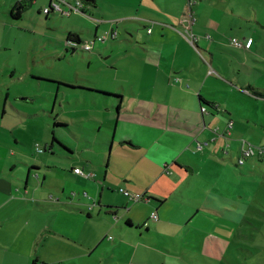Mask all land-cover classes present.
Here are the masks:
<instances>
[{"label": "rangeland", "instance_id": "rangeland-1", "mask_svg": "<svg viewBox=\"0 0 264 264\" xmlns=\"http://www.w3.org/2000/svg\"><path fill=\"white\" fill-rule=\"evenodd\" d=\"M21 1L24 10L16 18L12 9ZM81 1L79 11H70L77 0H68L64 13L51 9V0H0V264H42L38 253L47 248L44 261L62 255L54 249L61 235L52 246L47 235L39 242L34 235L43 219L51 223L50 217L38 212L25 226L6 213L15 209L23 216L30 205L18 208L17 198L36 200L41 194L52 204L62 197L69 205L85 200L87 208L95 207L94 218L86 212L71 219L52 214L56 228L76 226L75 238L105 239L95 255L67 264H122L123 258L138 264L139 257L144 264H168L164 258L172 254L171 264H264V100L259 103L239 88L245 79L264 86L258 71L264 69V0H195L198 5L191 0H92V8L89 0ZM72 30L92 42L91 52L66 51ZM234 35L255 38L260 51L255 59L232 43ZM232 79L234 86L228 83ZM59 81L108 92L91 93ZM77 97L86 102L78 104ZM54 117H73L72 131L87 138L64 134L76 150L73 158L60 146L50 150ZM189 136L194 145L182 151L189 172L184 169L182 179L166 172L160 182L151 180L149 193L157 196L147 197L157 201L139 202L118 191L119 184L132 183L129 176L140 174L123 150L129 138L172 167ZM248 150L254 154L244 157ZM35 164L38 168L31 167ZM74 167L98 176L87 179L81 170L78 177ZM4 178L20 179L22 189L4 186ZM64 184L65 190H58ZM163 185L170 191H162ZM127 198L133 202L125 205ZM106 201L120 207L118 214L106 218ZM156 206L159 218L151 225L160 227V234L146 232L142 240L135 237L139 232L119 227L127 213L134 221L136 216L147 221ZM111 226L114 230L106 231ZM120 241L123 252L113 250Z\"/></svg>", "mask_w": 264, "mask_h": 264}, {"label": "crops", "instance_id": "crops-1", "mask_svg": "<svg viewBox=\"0 0 264 264\" xmlns=\"http://www.w3.org/2000/svg\"><path fill=\"white\" fill-rule=\"evenodd\" d=\"M191 1H192V3L198 5V3L195 0H191ZM89 2H90V7L92 8V6H93L92 0H89ZM72 32H77V31L72 30ZM236 36H238V35H234L233 38H236ZM238 38H242V39H245V40L248 39V38H252L253 39V45L250 48H245V50L247 51V53L250 54V57L252 59L254 58L255 53L260 52V51H256V49L258 47L255 45V38L253 36L244 35L242 37L238 36ZM159 53H160L159 51H155L154 52V54H157V56H158ZM261 62L264 64V60H262ZM255 67H257V66H255ZM258 71L260 72L261 76H262V74L264 76V69H260ZM190 73H191V71H190ZM192 82L194 84H196V81H192ZM67 83L73 84V85H77V84L70 83V82H67ZM228 83L230 85L234 86V84H235L234 83V79L228 81ZM85 85H87V84H85ZM239 85H240L239 88L241 90H243L244 93H246V95L248 97H251L254 100H257L259 103H260V101L264 100V86H259L258 83L255 80L252 81V80L245 79L243 84H239ZM87 86H90V87H93V88H96V89H99V90H106V89H102V88H99V87H94L92 85H87ZM83 91H87V90H83ZM87 92L95 93L96 91H90L89 90ZM199 95H201V94H199ZM56 98H57V96H56ZM202 98H203V96H202ZM76 101H78V104L84 103L83 101L86 102L85 98L79 100L78 97H77ZM123 101H124V95L122 94L121 97H120V101L119 102L121 103ZM88 104L98 105V103H94L91 100L88 102ZM119 105H120L119 109L122 108L121 104H119ZM213 105H214V107H216L215 104H213ZM202 106H205V105H202ZM217 107H218V105H217ZM46 112H48V111H46ZM52 112H54V110ZM50 113H51V111H50ZM120 113H121V109H120ZM50 117H51V115H50ZM71 118L73 119V117H70L69 119L60 118V117L59 118L54 117V127H52V126L51 127L55 131H59L60 134H58L57 132L54 131V133L52 135L53 139H52V142H51V145H50L51 146V148H50L51 151L56 146H60L61 148H63L65 151H67L70 154L69 158H73L72 154H74L76 152V150L73 147H71L65 141L64 134L66 132H70V134H72L74 137H76L79 140H81V139L87 140V138L84 137L85 136L84 134L80 135V134H76V133H74L72 131L71 124H73L74 121H72V120L70 121ZM118 121H119V119L115 120V125L117 124ZM84 124H85V122H84ZM96 124H97V126L101 125L100 123H96ZM46 128L47 127L43 128L45 134H46ZM185 140H186V143H185L184 148L182 147L181 152L184 151L185 149H187V147L190 148L191 146L194 145V141H193L191 136L185 138ZM129 141L134 142L132 138H129ZM106 142L107 141L102 140L101 143L106 144ZM114 142L115 141L112 138V144H111L112 146L110 148V154H109L110 157L113 154V149H114V146H115ZM131 142L124 143L123 150H126L127 153L129 154L130 158H128V159H130L129 161H132V165H133V163H136L137 164L136 166H139L138 170L140 172L139 171L138 172L140 174L139 175H131V176H129V178H127V182H132V183H128L126 186L122 185V184H119L118 185V191L119 192L123 193V190H127L129 192L132 191L133 193L138 192V193L144 194L146 196L147 200H150V201L156 200L157 201V198H155L157 195L154 194V193H149L150 187L152 188L154 186V183L151 180H157L158 177H160L161 175H165L166 172L169 173V177L171 179L173 177H177V178L182 179V175H184L183 174L184 169H185L186 172H189L190 163L187 161L188 158L187 159L183 158L184 157L183 155H185V152L184 153L182 152L183 154L180 152L179 153L180 155H177L178 157H176L174 159V161H172L173 162L172 165H171L172 167H169V163L167 161L160 160L156 155L151 154L149 147H146L144 144H140V143H136V142L131 144ZM159 151H160V149H159ZM37 166L35 164V165H32L31 167L32 168H38ZM11 167H13V166H11ZM1 168H4V166H2ZM76 168H79V167H74L73 169L75 170ZM172 168L174 170H172ZM169 169H170V171H169ZM81 170H83V172L86 175L87 179H93L94 177L98 176V173L93 172L92 170H88L87 171L85 167L83 169H81ZM194 170L192 169L191 171L194 172ZM0 172H3V171H0ZM74 173H75V171H74ZM124 174H127V173H124ZM75 175H77L79 177V175H81V174L75 173ZM176 175H178V176H176ZM9 176L10 177H14L13 173H11ZM91 177H93V178H91ZM8 179L9 178L2 179V181H3L2 183H3L4 186L16 187L19 190L22 189L21 188V180L20 179L19 180L16 179V180H14V182L9 181ZM157 182H160V179H158ZM65 186H66V184L62 185V187L60 189H58V190H61L63 192L65 190ZM142 187H145V189L141 190L140 188H142ZM109 188H111V187L109 186ZM162 188H163L162 191H170V190H168V187L166 185H163ZM131 189H134V190H131ZM136 190H141V191H136ZM35 193H37V192H35ZM148 193L152 194V196H155V197H152V196L151 197H147ZM41 197L36 199V200H32L30 197L25 198L24 196H20V197L17 198L18 201H19L18 208H24V207L30 205L29 208H28V211L27 212H25V211L23 212V216H22V212L17 213V210H15V209L8 210L6 213H8V216L11 219L21 218L22 221H23V224L25 226H31V220L33 219V215L38 214V212H41L43 216L50 217L51 223H49V219L48 218L43 219L44 222H41L40 225L36 229H34V235H35V238L38 240V242L40 241V238L43 236V234L47 235L48 239H50V238L53 239V241H52L50 246L54 245L55 243H58V242H55V241H58V238H59L60 242H59V244H57L58 248H54V249H57L58 251H60L62 253V255L59 258H57V259H51V261H44V260H47V259H44V256L48 255V254H46V252L50 251V248H47V249H45L43 251V255L38 253V257L43 259L42 264H67V262H69L72 259L76 260L77 257H85L87 254H88V256L95 255L94 252L99 248V245L101 244L99 242L105 240L103 237H100V238H103V239L95 241V242H94V240H91V239L87 240L86 242H84V241H82V239H78L79 235H77V237L75 238V236H74V234H75L74 227H76V226H74V225H62L61 226L60 225L59 227L56 228L54 226V223L52 224V214H54V213L67 214L69 219H71V218H84L83 213L86 212L87 213V218H94V216H95V214H94L95 207L90 206L89 208H87L86 203L83 202L85 200H83L82 202H74V203H72V205H69L65 201H62V197H60L59 202H57L56 204H54V203L52 204V203H48V201L49 202H51V201L53 202V200H48L47 201L44 198L45 196L43 194H41ZM128 201L133 202L132 200H129L127 198V201L124 202L125 205H128V203H129ZM158 201L161 204L164 202L162 200H158ZM27 202H30V203H27ZM106 202L107 203H103V205H102V206L105 207V214L107 215L106 218H109V214H113V215H114V213H115V215L118 214V209L120 207L117 206V205H113V203H109V201H106ZM60 204L67 205L68 208H66V209H64L63 207L60 208L59 207ZM99 204L100 205L102 204V200L101 199L99 201ZM114 204H116V203H114ZM33 205H35V207H31ZM46 205H47V209L44 210V206H46ZM123 208H126V207H123ZM32 209H33L34 212H32ZM37 209H39V210H37ZM99 211H100V209L98 210L97 214L100 213ZM127 211L130 212L131 209H127ZM153 213H155L157 215V217L159 218V206H156L155 210H154V207L151 209L150 215L153 214ZM150 215L147 217V221H146V219H144V217L143 218H138L137 216H136V219L138 221H134L127 213V215L125 217L126 218L125 223L119 225V227L122 230H124V232H126V233L130 232L132 234L133 231L134 232L136 231V233L139 232V234L135 235V237L137 239H142V240L145 239L146 240V238L144 237L146 232L149 233V232H151L153 230H155L157 232V234H160L159 232H161L160 227H157L156 225H151V222L153 220H151L152 218H151ZM118 222H121L120 219H119ZM107 230L108 231L110 230L112 232L114 230V227H112V226L111 227H106V231ZM62 231H65L66 235H63L62 233H60ZM58 235H61V238L58 237ZM121 236L124 237L125 234L122 233ZM81 238H82V235H81ZM43 239H44V237H43ZM54 239H55V241H54ZM113 239L114 238L111 237V240H113ZM46 240L47 239H45V241ZM144 242H146V241H144ZM85 244H86V247H84ZM139 247H140V244L137 245V249ZM157 249H159V251H160V247H157ZM113 250L119 251V252L125 251L126 248L124 247V242L120 241L119 245L118 244L113 245ZM166 250H167V252H174L171 249H166ZM68 251L72 252L71 254H73V255L68 254ZM159 251L156 253L157 256H158ZM5 257L4 258L2 257V259L4 260ZM174 257H175L174 254H172L171 257L169 255H167L164 258V262L166 263V262H168L167 260H170V262H168V264H171L173 262L172 260L174 259ZM169 258H171V259H169ZM176 258L180 259L179 256H176ZM138 260H139L138 264H142V263L144 264V262H145L142 259V257H139ZM38 262H39V260H38ZM98 263L102 264L101 261H99ZM75 264H80V263L76 262ZM111 264H118V262H116V260H113V262H111ZM122 264H126L124 258L122 259ZM131 264H133V262Z\"/></svg>", "mask_w": 264, "mask_h": 264}, {"label": "trees", "instance_id": "trees-1", "mask_svg": "<svg viewBox=\"0 0 264 264\" xmlns=\"http://www.w3.org/2000/svg\"><path fill=\"white\" fill-rule=\"evenodd\" d=\"M29 1L33 2L34 0H29ZM53 1H58L61 5H63V4L66 5L67 3H69L68 0H67V3H66V0H51V3H50L51 9H52V5L51 4H52ZM22 2L23 1H21V2L17 3L16 5H14L15 8L13 7V9H12V12L16 16V18L22 16V11L24 10L23 9L24 4H22ZM63 10H65V9H63ZM81 11L84 13L83 9ZM65 41H66V51L72 50V52H76V51H89V52H91L92 49H93L92 48L90 50V49H86L85 48V45L88 42L83 40L82 37H81V34L78 33V32H72V31L69 32L67 34V36H66V40ZM58 83L59 84H65L66 86H70V87H72L74 89L78 88V89H81V90H87V91L90 90V91H96V92H101V93H107L108 92V91L104 92V90H99V89H96V88H93V87H90V86H87V85L79 86V85H73V84H69V83H64V82H61V81H59ZM118 96L121 97V95H118ZM199 98H200L201 101H205V102H207L209 104H214L213 102L206 101L204 98H202L201 95H199ZM118 106L120 107V105H118ZM119 107H118V109H119Z\"/></svg>", "mask_w": 264, "mask_h": 264}, {"label": "built area", "instance_id": "built-area-1", "mask_svg": "<svg viewBox=\"0 0 264 264\" xmlns=\"http://www.w3.org/2000/svg\"><path fill=\"white\" fill-rule=\"evenodd\" d=\"M66 3H67V0H66ZM51 5H52V9L53 10L63 11L64 13L66 12L65 10L62 9V5L58 1H53ZM81 7H82V2L80 0H78L77 1V5H75V6L70 5V11H73V9L79 11ZM45 11H47V9ZM194 37H196V36L194 35ZM232 43H234L236 46H239V47L250 48L253 45V39L252 38H248L246 40L241 41V40H239L237 38H233L232 39ZM85 48L91 50L93 48L92 42L86 43ZM202 110L204 111L205 108H202ZM37 146L39 147V145H37ZM39 150L42 151L40 148H39ZM253 154H254V151H249L248 150L243 155H244V157H249V156H251ZM240 163L241 164L243 163L242 159L240 160ZM74 171H75V173H78V174H82L83 173L79 168H76ZM123 193L125 194V196L129 197L132 200H137V201H141V200H144V199L147 200V198H146V196L144 194H141V193H138V192L131 193L129 191L123 190ZM151 218L154 219V220H157L158 217H157V215L155 213H153Z\"/></svg>", "mask_w": 264, "mask_h": 264}]
</instances>
